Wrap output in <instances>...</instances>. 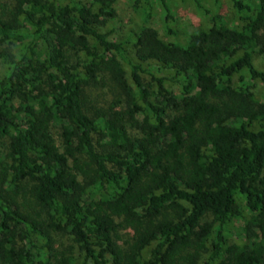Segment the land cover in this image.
<instances>
[{
    "label": "trees",
    "instance_id": "16d2710c",
    "mask_svg": "<svg viewBox=\"0 0 264 264\" xmlns=\"http://www.w3.org/2000/svg\"><path fill=\"white\" fill-rule=\"evenodd\" d=\"M131 1L0 0V264H264V0Z\"/></svg>",
    "mask_w": 264,
    "mask_h": 264
},
{
    "label": "rangeland",
    "instance_id": "374dc122",
    "mask_svg": "<svg viewBox=\"0 0 264 264\" xmlns=\"http://www.w3.org/2000/svg\"><path fill=\"white\" fill-rule=\"evenodd\" d=\"M199 3L203 7H209V0H200ZM197 1H189L185 3L172 2V15L177 19L178 28L183 29L182 37L184 38L187 34L198 32L206 27L210 26L209 19L204 17L202 9L198 8ZM133 2L131 0H115L112 7V12H110L109 17L99 19L103 24V30H109L112 33V38L115 40H120L128 43L131 36H133L141 27V18L140 13L135 11L133 7ZM222 8L219 15L226 17L229 20H236L235 14L231 9L230 0H221ZM162 18L163 14L161 12H155L154 19L152 21V26L158 31L159 35L163 39H172L168 38L162 29ZM180 26V27H179ZM181 37V39H182ZM254 65L258 69L264 70V55H255L254 56ZM108 87L105 89H100L97 87L90 90L91 97L93 99H98L106 97L108 98L107 92ZM256 98L260 99L264 93V87L261 84L257 85V88L254 90ZM107 94V95H106ZM31 201L29 195L25 197L24 203ZM130 231L122 232V234H130ZM125 234V235H126ZM65 242V240H64ZM66 244L69 241L65 242Z\"/></svg>",
    "mask_w": 264,
    "mask_h": 264
}]
</instances>
